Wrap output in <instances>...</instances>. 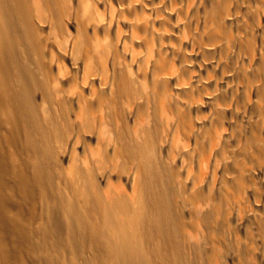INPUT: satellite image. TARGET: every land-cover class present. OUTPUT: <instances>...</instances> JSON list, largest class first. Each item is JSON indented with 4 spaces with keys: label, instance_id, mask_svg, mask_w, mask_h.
<instances>
[{
    "label": "rangeland",
    "instance_id": "1",
    "mask_svg": "<svg viewBox=\"0 0 264 264\" xmlns=\"http://www.w3.org/2000/svg\"><path fill=\"white\" fill-rule=\"evenodd\" d=\"M206 2L200 18L221 11ZM223 2L231 17L206 48L202 86L208 83L210 91L202 95L204 115L193 119L202 118L195 120L191 147L177 155V164L171 151L179 146L178 113L165 91H140L133 81L134 99L126 95L129 99L111 103L105 97L100 107L72 108L59 93V72L50 73L57 69L54 58L19 47L21 63L11 67L9 82L19 85L28 75L36 87L31 107L17 110L0 85V183L7 214L23 235L14 247L11 233L0 226V238L14 248L12 264H86L93 249L87 241L91 226L104 229L103 243L111 249L131 247L152 264H173L171 250L158 238L147 240L142 222L150 211L145 187L158 191L169 183L182 264H264V0ZM34 5L41 12L40 1ZM11 6L13 0H0V27L14 22ZM83 16L75 6L74 17ZM45 39L55 44L49 33ZM221 126L218 145L215 128ZM31 138L46 152L43 159L28 146ZM131 147L143 155L127 163L122 152ZM42 166L49 177L24 187L21 181H32ZM118 205L125 208L117 212L123 220L108 227ZM79 241L87 242L84 251L76 247ZM161 248L154 258L153 250Z\"/></svg>",
    "mask_w": 264,
    "mask_h": 264
},
{
    "label": "bare ground",
    "instance_id": "2",
    "mask_svg": "<svg viewBox=\"0 0 264 264\" xmlns=\"http://www.w3.org/2000/svg\"><path fill=\"white\" fill-rule=\"evenodd\" d=\"M35 1L13 0L9 14L13 12L14 22L0 27V85L10 93L15 108L31 107V88L35 86L33 80L27 78L28 75L19 85L9 82L11 67L21 63L20 46L24 53H37L46 59L54 58L57 69L50 73L54 75L55 71L59 72L62 79L58 84L59 93L65 95L72 108L74 104L88 110L100 107L105 97L111 103L122 101L126 95L134 99L130 88L133 81L140 91H165V99L171 101L170 105L178 113L175 130L179 146L176 145L171 151V160L177 164V155L191 147L190 130L194 128L195 120L202 119L198 117L193 120L203 114L201 106L208 84L202 86V82H205L202 69L207 67L206 48L215 31L224 30L229 24L231 12L221 6L223 1L229 0H210L215 10L221 8V11L212 16L202 15L203 18L197 16V13L205 9L208 4L206 0H39L41 12L34 5ZM75 6L81 8L84 18L74 17ZM173 15L177 21L172 18ZM47 33L55 44H46ZM72 35L75 40H71ZM95 62L100 66L95 67ZM208 71L205 70V73ZM201 86L205 90H201ZM213 90L211 93L216 91L215 94H218L216 88ZM181 94L185 99L179 96ZM213 100L218 104L216 95ZM205 102L207 105L213 103ZM29 111L28 119L32 120V110ZM114 119L118 120V117L114 116ZM220 119L222 122L226 120L223 116ZM223 131L222 126L215 128V135L219 136L218 145ZM28 146L35 147L38 158L45 157L46 152L35 139L31 138ZM122 154L127 163L143 155L137 147L126 148ZM175 168L173 166L168 170L169 175L174 173ZM44 176L49 177V172L47 167L42 166L36 169L32 181L22 180L21 184L31 189L34 182ZM110 183L112 185L113 182ZM2 188L0 183V226L11 233L12 243L16 247L23 238L22 230L14 217L7 214V199ZM171 189V183L158 191L145 187L150 211L142 219L143 229L147 240L158 238L162 241V248L171 250L173 264H182L175 244L176 225L171 214ZM120 209L125 210L118 205L117 211H112L108 227L123 220L122 216H117ZM87 231V241L93 249L86 253V264H152L151 260L143 259L131 247L121 250L107 247L103 243L104 229L100 226H91ZM86 245L87 242H76L80 251H84ZM162 248L153 250L154 258H157ZM12 249L0 238V264H12Z\"/></svg>",
    "mask_w": 264,
    "mask_h": 264
}]
</instances>
